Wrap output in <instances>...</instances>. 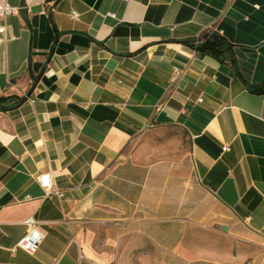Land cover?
<instances>
[{
	"label": "crops",
	"instance_id": "obj_1",
	"mask_svg": "<svg viewBox=\"0 0 264 264\" xmlns=\"http://www.w3.org/2000/svg\"><path fill=\"white\" fill-rule=\"evenodd\" d=\"M9 5L0 264H264V0Z\"/></svg>",
	"mask_w": 264,
	"mask_h": 264
},
{
	"label": "trees",
	"instance_id": "obj_2",
	"mask_svg": "<svg viewBox=\"0 0 264 264\" xmlns=\"http://www.w3.org/2000/svg\"><path fill=\"white\" fill-rule=\"evenodd\" d=\"M208 36V35H207ZM185 46L190 47L196 52L204 55H210L221 63L228 62L236 67V59L231 46L224 40L218 37L208 36L202 37L198 40H189L183 43ZM31 65V63H30ZM29 69L31 67L29 66ZM238 72V71H237ZM31 78H35L30 71ZM250 92L254 94L264 93V84L261 85H248ZM25 101V97L19 98L16 96H0V111H8L15 109Z\"/></svg>",
	"mask_w": 264,
	"mask_h": 264
},
{
	"label": "built area",
	"instance_id": "obj_3",
	"mask_svg": "<svg viewBox=\"0 0 264 264\" xmlns=\"http://www.w3.org/2000/svg\"><path fill=\"white\" fill-rule=\"evenodd\" d=\"M13 13H14V9L10 7L9 0H0V21L4 20ZM72 17L75 18L77 16L76 14L73 13ZM5 31H6L5 26L0 24V38L5 34ZM38 181L42 188L46 190L52 189L51 178L49 175H42ZM28 226H29V232L25 236V238H23L19 242L18 247L27 254H33L41 246L44 240V235L37 228V225L35 223L30 222Z\"/></svg>",
	"mask_w": 264,
	"mask_h": 264
},
{
	"label": "water",
	"instance_id": "obj_4",
	"mask_svg": "<svg viewBox=\"0 0 264 264\" xmlns=\"http://www.w3.org/2000/svg\"><path fill=\"white\" fill-rule=\"evenodd\" d=\"M206 38H208V36H206Z\"/></svg>",
	"mask_w": 264,
	"mask_h": 264
},
{
	"label": "rangeland",
	"instance_id": "obj_5",
	"mask_svg": "<svg viewBox=\"0 0 264 264\" xmlns=\"http://www.w3.org/2000/svg\"><path fill=\"white\" fill-rule=\"evenodd\" d=\"M134 264H136V263H134Z\"/></svg>",
	"mask_w": 264,
	"mask_h": 264
}]
</instances>
